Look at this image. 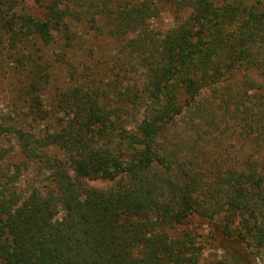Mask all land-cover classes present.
<instances>
[{
	"label": "trees",
	"instance_id": "obj_1",
	"mask_svg": "<svg viewBox=\"0 0 264 264\" xmlns=\"http://www.w3.org/2000/svg\"><path fill=\"white\" fill-rule=\"evenodd\" d=\"M165 9L177 23L155 33ZM79 26L89 39L118 42L114 67L79 59L87 49ZM2 44L23 78V109L12 124L0 121V137L12 138L22 160L10 170L0 142V264H250L248 249L264 256V97L226 85L239 66L264 65V0H0ZM60 71L65 85L46 105ZM209 89L215 98L202 104ZM186 114L192 144L166 133ZM215 118L232 121L261 158L205 159L198 141ZM23 171L47 185L22 190ZM93 180L110 186L93 188ZM195 216L239 250L203 261L189 228Z\"/></svg>",
	"mask_w": 264,
	"mask_h": 264
},
{
	"label": "rangeland",
	"instance_id": "obj_2",
	"mask_svg": "<svg viewBox=\"0 0 264 264\" xmlns=\"http://www.w3.org/2000/svg\"><path fill=\"white\" fill-rule=\"evenodd\" d=\"M176 23L177 17L175 14L165 9L162 10L160 15L152 22V29L155 33L163 34L170 28H173ZM78 30L79 34L87 40V49L82 52L83 57H79L80 60L86 55L87 58H92L91 62L89 61L92 65H95L97 61H100L99 67H110L116 63L115 59L119 50L117 41L105 35L89 39V35H87L86 30L82 26H79ZM2 48L3 44L0 45V121L12 124L13 120H16L15 110H19L20 108L23 109L22 103L17 101L19 97L17 89L20 88L23 78L21 74L18 75L16 73V70L13 71L9 69L7 63L8 60L6 59L3 50L1 51ZM90 50H93V57L90 55ZM258 52H260V55H258L257 58L264 62V49L259 50ZM226 80V85H230L233 89L234 86H243V88L252 87L249 89L252 91V94L257 92L258 95H263L264 97V65L261 63H258L257 65L246 63L243 66H239L229 72L226 76ZM64 85V75L63 72L60 71L59 74L54 77L52 85L49 86L43 94L46 105L50 104L52 98L56 97L58 89L63 88ZM214 98L215 94L209 89L198 98V101L206 105L214 100ZM190 117V114H186L184 118H178L176 124L171 126L166 133L175 137L178 141L184 140L185 142L187 141V143L192 144V141L198 138L196 133L190 129ZM222 120L215 118L214 122H211L208 125V128L206 127L203 129L206 132L207 141H198V145L202 146L203 149L205 148L204 150L208 154V158L205 159L210 160V158H213L211 161H216L218 163L219 158H221L220 156L223 158L224 156L225 158H228V156H234V158L238 159L239 157L246 158L252 155L261 158V156H258L259 154L257 151L255 153L253 152L254 145L251 144L248 139L239 137L240 129L235 128L232 121L229 119H226L228 121ZM185 126L187 127V131L184 130ZM38 128H43V122L39 123L37 130ZM0 142L3 144V147L7 152V160L5 161V164L9 166L10 170H14L13 168L22 161L20 155L17 153L16 144L9 135L1 136ZM204 150L200 152L202 153ZM42 180V177L35 176L31 171H23L20 175L18 184L22 190H25L30 185L33 187L46 186L47 182H42ZM88 184L93 188H106L110 186V183L97 180L89 181ZM62 215L63 212L59 208L57 214L52 219L54 225H58L61 222ZM189 228L194 230L196 235L199 236L198 240L202 248L201 258L203 261L218 260L223 254L230 252L231 248L237 246L238 250L240 248L237 243L223 238L218 232L215 231V233H212V230L207 225L206 221L198 216L192 217L189 223ZM251 252H253L252 249H248L250 264H264V256L255 253L252 255Z\"/></svg>",
	"mask_w": 264,
	"mask_h": 264
}]
</instances>
